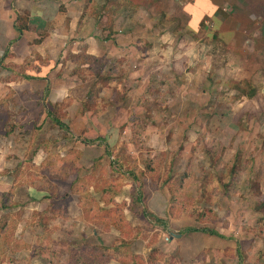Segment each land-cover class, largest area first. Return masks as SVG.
<instances>
[{"label":"rangeland","instance_id":"obj_1","mask_svg":"<svg viewBox=\"0 0 264 264\" xmlns=\"http://www.w3.org/2000/svg\"><path fill=\"white\" fill-rule=\"evenodd\" d=\"M146 31L109 54L7 63L46 85L0 94V220L28 238L0 227V264H264V103L241 97L259 78L216 70L214 40L204 73L172 61L181 33Z\"/></svg>","mask_w":264,"mask_h":264},{"label":"crops","instance_id":"obj_2","mask_svg":"<svg viewBox=\"0 0 264 264\" xmlns=\"http://www.w3.org/2000/svg\"><path fill=\"white\" fill-rule=\"evenodd\" d=\"M119 2L118 6L117 0H0V78L6 77L0 79V94L10 89L31 92L33 82L34 89L40 92L46 85L43 79H28L31 73L27 70L18 79L6 76L10 72L7 63L19 65L28 59L33 49L41 55L47 51H58L59 45H66L67 48H62L63 54L68 53L69 49L74 54L81 51L98 56L107 51L108 54L117 49L121 51L129 40H141L140 37L144 40L147 29L163 26L167 29L166 33L151 35L149 39L176 40L174 36L179 32L180 39L177 40L188 41L186 49L180 51L182 54L179 58L172 61L193 60L194 67L205 73L208 59L215 53L216 60L221 62L215 64L216 70L226 77L259 78V81L254 80L257 87L247 93L250 95L242 94L241 97L250 103H264V0ZM104 3L106 6H103ZM144 12L152 14L154 18L151 19ZM155 12L164 19L159 16V20H156ZM211 40H214L215 47L212 53L208 49L212 46ZM194 42L198 50L194 47L190 51ZM155 44L153 42L152 45L155 47ZM2 64H6V68L1 67ZM5 177V180L9 179L8 175ZM0 185L3 187L8 183L3 181ZM35 202L39 207L43 201ZM20 227L19 221L14 236L28 241L25 227ZM27 250L23 247V252L18 254L27 253Z\"/></svg>","mask_w":264,"mask_h":264},{"label":"trees","instance_id":"obj_3","mask_svg":"<svg viewBox=\"0 0 264 264\" xmlns=\"http://www.w3.org/2000/svg\"><path fill=\"white\" fill-rule=\"evenodd\" d=\"M120 0H117V5L120 3L119 2ZM247 95H250V94H247ZM57 123L58 124H60V122L57 120ZM61 125V124H60ZM71 183H73V181L71 182ZM7 196L3 199L2 198V205H3V207L4 208H8L9 207V202H11L12 201V199L11 198H7ZM28 198H29V200H32V201H39V200H45V199H52V196H49V194H41V195H28ZM137 199V197L136 196H134V200H136ZM14 201H16L14 204L16 205L18 202H20L19 203V206H25V205H27V203H28V199L27 200H20V199H18L17 198V200H14ZM11 215H9V214H5V216H3L2 218H1V220H0V227H9L10 229H13V227H14V225L16 224V221H13V219L10 217ZM158 221H162V220H158ZM188 231H202V232H207V233H212L213 232V230H209V229H207V228H203V229H201V228H188L187 229ZM6 232V231H5Z\"/></svg>","mask_w":264,"mask_h":264}]
</instances>
